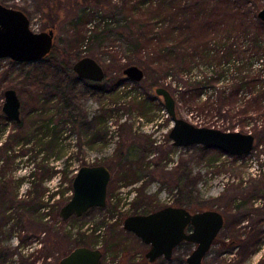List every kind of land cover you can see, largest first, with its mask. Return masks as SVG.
Returning <instances> with one entry per match:
<instances>
[{"label":"rangeland","instance_id":"374dc122","mask_svg":"<svg viewBox=\"0 0 264 264\" xmlns=\"http://www.w3.org/2000/svg\"><path fill=\"white\" fill-rule=\"evenodd\" d=\"M0 2L19 5L34 31L55 26L54 48L44 59H0V91L13 87L22 102L21 123L0 115V157L6 158L4 164L0 160V195L4 197L0 211L8 209L6 215L13 214L0 227L1 252L9 253L1 264H59L64 253L80 242L103 250L107 264H117L123 249L145 247L124 228V219L136 211L148 213L177 201L195 210L222 211L228 219L222 238L241 240L227 253L215 246L206 263L264 264V136L241 156L205 150L199 144L176 146L169 136L174 122L156 93L159 86L168 88L180 117L195 125L219 127L214 121L217 117L207 122L216 115L213 108L201 111L203 104L208 106L207 92L199 97L197 88L191 87L195 78L190 75L201 77L206 69L194 67L184 75L173 71L151 87L157 80L150 70L142 68L144 78L138 82L120 70L137 61L130 59L133 55L126 40L114 32L98 35L103 27L125 22L122 8L94 10L88 23H77L78 12L88 8L82 0H49L57 7L52 13L41 0ZM257 2L264 5V0ZM84 56L103 65L105 79L90 85L74 81L76 73L61 75L62 85L56 91L53 85L60 81L52 78V69ZM3 103L4 93L0 94L1 107ZM50 115V127L36 130ZM28 135L33 138L26 144L22 140ZM53 135L55 145L50 141ZM84 164H105L111 170L107 206L63 220L59 211L72 196L70 179ZM42 192L40 200L46 208L20 221L19 204L36 202ZM193 248V244L179 245L171 263L186 264L182 259Z\"/></svg>","mask_w":264,"mask_h":264},{"label":"trees","instance_id":"16d2710c","mask_svg":"<svg viewBox=\"0 0 264 264\" xmlns=\"http://www.w3.org/2000/svg\"><path fill=\"white\" fill-rule=\"evenodd\" d=\"M41 1H45L44 9L51 13L56 11L55 4H51L49 0ZM113 1L116 0H82L88 8L78 12L80 15L77 23H88L94 10L101 11L109 6L122 8L125 22L116 23L111 28H101L98 25L101 28L98 35L114 32L126 40L133 55L130 59L137 60L130 64L137 63L144 70H150L153 78L157 80L151 82V87L157 85L164 76L172 75L173 71L184 75L190 73L194 67L206 69L201 77H198L199 74L192 77L191 74L190 78H195L191 87L193 85L197 88L195 93L199 97L207 92L205 102L208 106L203 104L201 111L211 107L216 114L207 122L217 117L214 121L221 129L237 128L244 132L247 129L255 135L256 140H263L264 20L258 16L263 4L257 0H122L118 5H113ZM10 7L18 8L19 5ZM151 9L155 12L148 13ZM156 40H159L158 43ZM154 43L157 44L153 45ZM72 66V62L65 60L62 66L52 69V78L60 81L53 85L56 91L62 85L63 78H59L61 75L71 76L75 73ZM61 69L63 72H60ZM106 69L108 71L110 67ZM120 70H124L123 66ZM72 79L92 83L79 79L75 74ZM216 83L220 85L217 86ZM4 91L5 89H1L0 94ZM184 93L186 95L188 91ZM192 96L193 91L190 93V97ZM0 112L3 116L1 106ZM51 121L50 115L36 130H41L44 126L50 127L48 123ZM31 138L33 137L28 135L22 141L27 144ZM44 138L43 136L39 139L41 146H44ZM8 141H11L10 137ZM50 141L57 144L56 135ZM203 149L206 150V147L203 146ZM0 160L5 163L1 157ZM35 166L39 168L37 164ZM42 197L43 192L37 196L39 201H24L19 204L20 221L27 215L32 217L34 213L46 208L47 205L40 200ZM3 198L0 195V200ZM176 203L183 206L179 201ZM7 210L0 211V227L13 216H7ZM81 244L85 245L80 242L73 247ZM1 257L5 260L4 252H1Z\"/></svg>","mask_w":264,"mask_h":264},{"label":"water","instance_id":"95a60500","mask_svg":"<svg viewBox=\"0 0 264 264\" xmlns=\"http://www.w3.org/2000/svg\"><path fill=\"white\" fill-rule=\"evenodd\" d=\"M258 16L264 20V8L260 9ZM54 37V27L34 31L22 9L0 2V59L10 58L18 62L42 60L52 52ZM72 68L81 79L101 82L106 77L103 65L91 56L76 60ZM123 73L137 82L144 78L143 69L135 64L126 66ZM156 93L163 98L165 108L174 122L169 133L174 145L199 144L239 156L253 150L256 138L252 132L195 125L177 114L175 98L168 88L159 86ZM21 106L17 90L6 88L2 105L4 115L11 121L21 123ZM111 179L112 172L105 164L82 165L72 181V196L61 207L59 216L67 220L72 216H82L92 207H106ZM189 224L194 227L191 232L186 230ZM223 225L224 216L216 209L192 213L185 206L175 205H167L146 214H131L124 219L123 224L126 230L151 244L147 252L151 261L160 256L170 259L174 249L184 241L196 243L197 247L187 256L186 264H205V256ZM60 264H102V251L79 245L64 256Z\"/></svg>","mask_w":264,"mask_h":264},{"label":"flooded vegetation","instance_id":"af4514ba","mask_svg":"<svg viewBox=\"0 0 264 264\" xmlns=\"http://www.w3.org/2000/svg\"><path fill=\"white\" fill-rule=\"evenodd\" d=\"M50 27H55L54 25L50 26ZM49 27V28H50ZM48 28V29H49ZM47 29V30H48ZM55 31V29H54ZM47 57V56H46ZM79 78V77H78ZM81 79V78H79ZM83 80H87V79H83ZM90 82H92L90 85H93V84H97L98 82L96 81H92V80H88ZM22 122V121H21ZM93 165V164H91ZM78 171V170H77ZM77 173V172H76ZM76 175V174H75ZM74 175V176H75ZM110 184V183H109ZM108 195V194H107ZM172 205H175V206H179L177 203L176 204H172ZM107 206V205H106ZM93 208V207H92ZM91 209V208H90ZM160 209V208H158ZM158 209H155V210H158ZM192 213H195V212H199V211H202V210H205V209H202V210H195V209H192V208H188ZM208 209H215V208H208ZM155 210H152V211H155ZM218 210V209H216ZM150 211V212H152ZM220 211V210H218ZM148 212V213H150ZM223 216H224V225L222 227V229L224 228V226L227 224L228 222V219L226 218L225 214L220 211ZM85 214V213H84ZM83 214V215H84ZM132 214H146V213H132ZM82 215V216H83ZM131 215V214H130ZM129 216V215H128ZM72 217H76V216H72ZM258 223L256 222L254 224V226L252 227V231L255 230V225H257ZM194 227L192 224H189L186 228L187 232H191L193 231ZM222 229L220 230L219 234L217 235L216 237V241L215 243L211 246V248L208 250L206 256H205V259H204V263L205 264H208L206 263V260H207V256L210 255L211 251L214 249L215 246H218V248L220 250H223L222 252L223 253H227L228 250H230L231 248L235 247L236 244H240L241 243V240H236V239H223L222 238V235H221V231ZM128 231V230H127ZM130 233L134 234L133 232L129 231ZM135 235V234H134ZM137 236V235H136ZM138 237V236H137ZM141 239V238H140ZM141 242L142 244L145 245V247H138V248H134V249H129V248H125L123 249V251L121 252V255L120 257L117 259V264H168V262H170L169 264H172L171 262L173 261V255H174V252L176 250L177 247H179V245L174 249L173 251V254H172V257L170 259L166 258L165 256H160L158 258H156L154 261H151L149 257H147V252L148 250L151 248V244H148L144 241H142L141 239ZM193 244L194 245V248L191 250V252L189 253V255L192 253V251L197 247V244L196 243H193V242H188V241H184L182 242L181 244ZM180 244V245H181ZM88 246V245H87ZM75 247H73L72 249H69L66 253H64V255L62 256V258L66 255H68ZM95 248V247H93ZM100 249V248H99ZM102 251V264H107L105 259H106V254L103 250ZM190 251V250H189ZM9 253L7 252V250L4 252V255L5 257L8 255ZM13 255V254H12ZM139 257H138V256ZM137 256V257H136ZM1 252H0V264H1ZM61 258V259H62ZM136 258V259H135ZM60 259V260H61ZM187 259V258H186ZM131 260V262L129 263V261ZM137 260V261H136ZM167 262V263H165ZM59 264H60V261H59Z\"/></svg>","mask_w":264,"mask_h":264}]
</instances>
